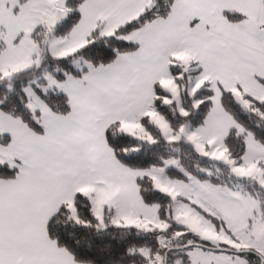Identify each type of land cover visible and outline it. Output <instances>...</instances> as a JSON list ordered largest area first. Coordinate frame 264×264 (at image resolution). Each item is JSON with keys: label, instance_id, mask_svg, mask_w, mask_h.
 <instances>
[{"label": "snow or ice", "instance_id": "1", "mask_svg": "<svg viewBox=\"0 0 264 264\" xmlns=\"http://www.w3.org/2000/svg\"><path fill=\"white\" fill-rule=\"evenodd\" d=\"M0 264H264V0H0Z\"/></svg>", "mask_w": 264, "mask_h": 264}]
</instances>
